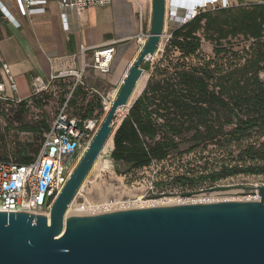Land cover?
I'll return each instance as SVG.
<instances>
[{"label":"trees","instance_id":"16d2710c","mask_svg":"<svg viewBox=\"0 0 264 264\" xmlns=\"http://www.w3.org/2000/svg\"><path fill=\"white\" fill-rule=\"evenodd\" d=\"M203 41L212 43V56L203 53ZM159 53L144 63L149 77L115 132L110 158L117 172L127 175L213 144L227 153L229 163L209 171L205 166L208 172L197 178L182 172L173 181L185 186L264 174V4L202 11L173 27ZM66 79L55 81L69 116L83 121L105 113L99 93ZM26 103L19 102V113ZM17 121L26 132L46 134L51 127L46 120ZM35 156L25 148L15 159H0L27 163Z\"/></svg>","mask_w":264,"mask_h":264},{"label":"water","instance_id":"95a60500","mask_svg":"<svg viewBox=\"0 0 264 264\" xmlns=\"http://www.w3.org/2000/svg\"><path fill=\"white\" fill-rule=\"evenodd\" d=\"M166 2L153 0L148 37L54 200L50 219L42 213L0 211V264H264V184L242 186L259 199L67 214L104 146L114 141L121 122L117 116L142 92L144 87L134 97L144 63L162 50ZM227 187L234 186L214 188Z\"/></svg>","mask_w":264,"mask_h":264},{"label":"built area","instance_id":"2783aa9c","mask_svg":"<svg viewBox=\"0 0 264 264\" xmlns=\"http://www.w3.org/2000/svg\"><path fill=\"white\" fill-rule=\"evenodd\" d=\"M60 8V15L62 24L67 31L71 30V14L74 13L77 19L81 14L83 8L95 5H108L112 0H57ZM49 0H0V14L7 20L15 21L11 12V8L15 7L19 14L23 16H31L36 13L46 12ZM259 3L264 4V0ZM179 4V3H178ZM246 3L243 5H247ZM235 4L231 0H182L179 4L177 14L175 11L168 7L166 2V21L169 20L171 24L179 26L200 14L202 11L215 10L220 8H228ZM191 6V7H190ZM170 9V10H169ZM142 15V13H140ZM141 18V16H140ZM15 23V22H14ZM149 33L141 32L139 39L142 38L146 41ZM170 36V35H169ZM168 39V38H167ZM88 50L87 47L81 48L83 54V65L81 70L77 69H64L58 73H52L50 80L58 77H66L70 75L76 76L74 86L77 84H85L83 80L84 72L87 68L91 67L101 73H109L112 63L116 55V48L113 44H108L95 48L92 61L85 60V54ZM5 74L8 77L9 86L13 91L18 89L14 76L10 73V68L7 63L2 66ZM32 94L40 92L47 87L46 81L37 77L32 83ZM6 92V82L0 76V97ZM7 95V94H5ZM7 97V96H5ZM103 98V96H102ZM108 99L103 98V106L112 103ZM102 121V120H101ZM101 121L98 117H92L79 121L76 117H71L67 113V102L57 114L50 129L45 135L44 142L33 160L27 163H21L13 159L5 160L0 159V211H27L34 214H46L50 219L51 207L54 200L61 192L62 188L70 178L73 170L75 169L81 156L88 148L92 141ZM77 156L74 157L75 153ZM169 158L161 161H153L150 165L140 168L143 172H153V179L150 186L145 189V194L148 192L157 193V181H173L175 176L179 175L173 173H165L158 176V171L166 164ZM155 179V180H154ZM155 181V182H154ZM190 192L185 186L180 185L178 189L169 194L165 191L161 192V196L173 198L190 197L193 201L191 203L199 202H214L213 197H199L196 193L191 192V195H183ZM43 193L41 197L40 194ZM80 193V189L76 195ZM75 197V199H76ZM72 201L70 206L74 203ZM137 199H128L119 202H104L92 203L84 209L87 212L105 211L110 209H128L144 207L138 202ZM164 203V202H163ZM164 205H171L165 204ZM173 204H183L176 203Z\"/></svg>","mask_w":264,"mask_h":264},{"label":"crops","instance_id":"0c3cea01","mask_svg":"<svg viewBox=\"0 0 264 264\" xmlns=\"http://www.w3.org/2000/svg\"><path fill=\"white\" fill-rule=\"evenodd\" d=\"M231 2L235 5L255 3ZM178 3L182 0H167L168 7L178 8ZM152 5L153 0H112L108 5L83 8L78 22L75 14H71L70 31L63 27L57 0H49L46 12L31 16H23L13 7L15 23L0 14V76L6 82L5 94L26 98L32 94V83L37 77L50 81L52 73L64 69L81 70L83 46L88 48L85 60L91 62L94 49L108 44L116 48L110 72L87 68L83 80L101 96L99 83L120 86L145 43L139 35L150 32ZM4 63L9 65L14 76L16 91L9 86L2 68Z\"/></svg>","mask_w":264,"mask_h":264},{"label":"rangeland","instance_id":"374dc122","mask_svg":"<svg viewBox=\"0 0 264 264\" xmlns=\"http://www.w3.org/2000/svg\"><path fill=\"white\" fill-rule=\"evenodd\" d=\"M247 1L256 2L258 0ZM11 9L13 12H16L15 8L12 7ZM173 27H175V24H171L169 20H167V28L165 31L167 35L163 38L162 50L160 52L163 51L167 38L169 37ZM202 51L207 56H212V43L209 41H203ZM158 56H160V53L156 54L155 58ZM89 68L93 71V68ZM148 77L149 73L145 72V75L141 80L142 82L139 91L147 81ZM65 78H68L66 79V82H72L76 80V76L74 75L66 76ZM56 79L57 78L50 81L47 80V87L44 90L35 92L26 98H19L15 95L10 96L5 94L0 97V155H5L9 158L15 159L18 153L25 148L31 155L38 154L46 134L21 131L18 129L19 122L17 120H21V122H27L30 124H36L40 120H46L50 123V125H52L57 114L65 103L61 101V88L57 81H55ZM120 86L108 85L101 82L99 83L98 90L103 95V98H110L109 100L111 101L114 98V95H116ZM69 88H72V85H70ZM21 100L27 101L26 108L23 113H19L17 111L19 102ZM104 110L105 112L107 111L105 106ZM124 113L125 112H123V114ZM104 114L98 117L100 121L104 118ZM119 118L120 115L117 116V119ZM253 140H255V137ZM111 150L106 152L99 159L95 167H92L90 173L83 183L84 185L82 184L83 187L80 190V193L76 197L74 203L70 206L69 213L87 212L84 208L92 203H116L128 199H137L139 200L138 202L144 207L164 205L166 199L165 197L161 196V192L165 191V194H169L170 192L174 193V191L178 189V186H180L174 181H162L159 179L156 184L158 190H155L158 192H148L145 194V197L142 198V195L146 192L145 189L150 186V182L153 179V172L150 171L146 173L143 172V170L138 169L127 175L118 173L114 161L109 158ZM77 154L78 152L75 153L74 157H76ZM228 157L229 156L227 153L216 150V146L210 144L203 152L198 150L180 158H169L166 164L162 166L161 170L158 171V176L163 177L165 173L177 174V172H183L193 178H197L200 174L211 170L213 165H215L216 168H219L221 164L229 163ZM106 164L109 166H105ZM205 166L208 168V171H205ZM261 184H264V174H239L220 179L216 182L198 181L194 185H185V188L190 192L198 191L196 194L199 197H213V200L215 201L247 200L254 198L259 199L260 197L256 198L258 194L249 193V191L243 189L242 186ZM216 186L234 187L214 188ZM253 196L255 197L253 198ZM167 200L168 201L165 204H173V202L190 203L193 201L190 199V197H168Z\"/></svg>","mask_w":264,"mask_h":264},{"label":"bare ground","instance_id":"6f19581e","mask_svg":"<svg viewBox=\"0 0 264 264\" xmlns=\"http://www.w3.org/2000/svg\"><path fill=\"white\" fill-rule=\"evenodd\" d=\"M174 11H175V13L177 14V10H178V8H174V7H171ZM170 10V9H169ZM166 28H167V25H166ZM142 82V81H141ZM140 85H141V83H140ZM139 89H140V86L138 87V89H137V91H136V93L134 94V97L137 95V93H139ZM116 95H114V97H115ZM111 104L112 103H108L107 104V106H106V110H109V108H110V106H111ZM121 112H126V110H122ZM119 116V115H118ZM121 120V115H120V118L118 119V121H120ZM113 145H114V141H113V139H110L109 141H108V143H106V145L104 146V148H103V150H102V152L100 153V155H99V158L96 160V162H95V164H94V167H95V165L98 163V161H99V159L106 153V152H108L109 150H111L112 148H113ZM109 158H110V155H109ZM112 162V161H111ZM105 166H109L108 164H106ZM84 185V184H83ZM83 185L81 186V188H80V190L82 189V187H83ZM255 196H253V198H254ZM185 198H188V197H185ZM256 198H259V195H257V197ZM255 199V198H254ZM211 200H213V199H211ZM191 203V202H190ZM69 212H70V208H69V210L67 211V214H69Z\"/></svg>","mask_w":264,"mask_h":264}]
</instances>
